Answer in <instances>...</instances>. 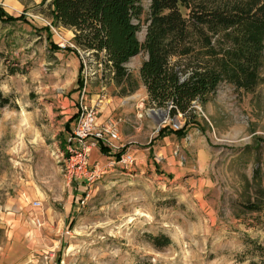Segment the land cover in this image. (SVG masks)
<instances>
[{"label": "rangeland", "instance_id": "1", "mask_svg": "<svg viewBox=\"0 0 264 264\" xmlns=\"http://www.w3.org/2000/svg\"><path fill=\"white\" fill-rule=\"evenodd\" d=\"M49 2L0 0V95L8 100L0 109V264H264V209L245 208L264 202V32L254 38L255 68L232 59L243 62L237 30L191 36L193 53L219 81L206 103L193 104L183 136L162 139L159 129L183 122L158 109L157 125L158 114L148 113L156 108L138 78L144 52L123 65L128 81L115 85L93 56L74 51L72 30L51 24ZM137 5L132 23L142 43L150 0ZM82 89L85 104L109 101L123 127L117 145L136 152L127 169L98 158L102 173L77 206L56 154ZM157 235L168 243L154 247Z\"/></svg>", "mask_w": 264, "mask_h": 264}, {"label": "trees", "instance_id": "2", "mask_svg": "<svg viewBox=\"0 0 264 264\" xmlns=\"http://www.w3.org/2000/svg\"><path fill=\"white\" fill-rule=\"evenodd\" d=\"M48 9L53 26L72 30L74 51L93 56L101 70L112 74L115 85L128 81L123 65L144 52L138 78L146 104L166 109L170 119L179 116L183 122L178 129L164 126L158 130V137L183 136L194 120L192 102L206 103L219 81L218 74L208 69L214 67L193 53V34L204 37L203 30L211 34L237 30L234 41L243 43L239 45L243 62L239 63L236 54L232 59L238 68H255L260 48L254 38L264 32V1L239 6L226 0H150L149 24L142 43L136 38L138 26L132 23L139 15L137 0H50ZM77 84L79 89L82 83ZM135 89L132 86L121 95ZM7 104L0 95V109ZM98 147L105 153V148ZM245 208L258 212L264 209V202H248ZM149 241L154 247L168 243L163 235L151 236Z\"/></svg>", "mask_w": 264, "mask_h": 264}, {"label": "built area", "instance_id": "3", "mask_svg": "<svg viewBox=\"0 0 264 264\" xmlns=\"http://www.w3.org/2000/svg\"><path fill=\"white\" fill-rule=\"evenodd\" d=\"M83 96L84 89L76 104L74 125L65 138L63 148L57 150L56 154L66 184L73 186L75 195L72 196V202L77 206L84 204L91 185L102 173L100 167L88 165V157L92 148L98 146L106 148L108 156L112 158L111 163L122 169L135 165V159L128 149L117 145L120 118H108L98 125L96 116L104 100L97 97L92 104H85ZM194 103L192 102V106ZM173 127L174 129L180 128L174 123ZM34 224L39 226L38 220H35Z\"/></svg>", "mask_w": 264, "mask_h": 264}, {"label": "crops", "instance_id": "4", "mask_svg": "<svg viewBox=\"0 0 264 264\" xmlns=\"http://www.w3.org/2000/svg\"><path fill=\"white\" fill-rule=\"evenodd\" d=\"M96 97V96H95ZM83 98H84V96H83ZM89 102H88V104H92L94 101H93V96L91 97V99L90 100H88ZM87 104V103H86ZM112 111H113V107L112 106H110L109 105V101H107L105 104L103 103L102 104V106L100 107V109H99V111H98V114H97V116H96V123L98 124V125H100V124H102L106 119H108V118H111L110 116H111V114H112ZM152 115V114H151ZM156 115V114H155ZM155 115H152V116H155ZM158 119V118H157ZM157 119H155V123L157 124ZM118 129L120 130V131H122V129H123V127H121L120 126V128L118 127ZM71 130V129H70ZM70 132V131H69ZM67 136V135H66ZM167 135H163L162 136V139L163 138H165ZM66 138V137H65ZM64 138V139H65ZM65 141V140H64ZM166 144V143H165ZM119 146H122V147H124L123 145H120L119 144ZM102 148H104L103 146H101ZM125 149H127V148H125ZM105 153L104 152H102L101 150H100V147H96V148H92L91 149V151H90V153H89V157H88V165L89 166H92V165H94L95 163H97V164H99V162L97 161L98 160V158H108V150L105 148ZM132 151H134V152H136V150H134V149H132L131 150V152L129 151V153L131 154V155H134L133 153H132ZM148 151H149V147H148ZM91 152H93V156H91ZM163 153V155H164V153H165V148L163 147V148H161V151H159L158 152V154L160 155V154H162Z\"/></svg>", "mask_w": 264, "mask_h": 264}, {"label": "water", "instance_id": "5", "mask_svg": "<svg viewBox=\"0 0 264 264\" xmlns=\"http://www.w3.org/2000/svg\"><path fill=\"white\" fill-rule=\"evenodd\" d=\"M148 113L155 115L158 114V119H157V125H159L160 123H163L164 121V114L160 112V110L156 109V110H148Z\"/></svg>", "mask_w": 264, "mask_h": 264}]
</instances>
